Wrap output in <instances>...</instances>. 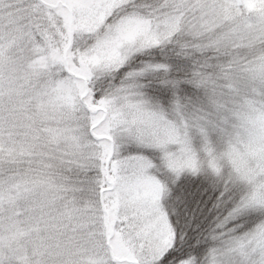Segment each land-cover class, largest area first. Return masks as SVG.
<instances>
[{
  "label": "snow or ice",
  "instance_id": "6c2138e0",
  "mask_svg": "<svg viewBox=\"0 0 264 264\" xmlns=\"http://www.w3.org/2000/svg\"><path fill=\"white\" fill-rule=\"evenodd\" d=\"M0 264H264V0H0Z\"/></svg>",
  "mask_w": 264,
  "mask_h": 264
}]
</instances>
